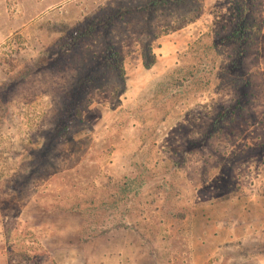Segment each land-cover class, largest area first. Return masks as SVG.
Wrapping results in <instances>:
<instances>
[{
	"label": "rangeland",
	"instance_id": "rangeland-1",
	"mask_svg": "<svg viewBox=\"0 0 264 264\" xmlns=\"http://www.w3.org/2000/svg\"><path fill=\"white\" fill-rule=\"evenodd\" d=\"M140 1L0 0V264H264V0L150 10L102 75Z\"/></svg>",
	"mask_w": 264,
	"mask_h": 264
},
{
	"label": "trees",
	"instance_id": "trees-1",
	"mask_svg": "<svg viewBox=\"0 0 264 264\" xmlns=\"http://www.w3.org/2000/svg\"><path fill=\"white\" fill-rule=\"evenodd\" d=\"M184 1H186V0H147L146 4L143 7H142V4L145 2V0L140 1V2H136V4L141 8L142 13L139 14L138 16H136L137 12L135 15H131V16H127V17L121 16V18L119 20L124 21L125 25H129V27H126L125 30L118 31V29L113 28L114 25H109L111 27V31L106 32V26H108V25H106L104 28V31H105L104 33H102V32L94 33L93 32V35H94V38L96 39V42L100 41L101 43L99 45H95L94 42H92V46L90 45L91 48H87V49H93V51H95V55H100L97 57L98 60H101L102 56L109 55V61L107 62L106 67H103L106 70H104L105 72L102 75H105V73L106 74L111 73L112 75L116 76L117 79L120 81H122L124 79L125 71H124L123 63H122L123 62L122 61L123 56L121 54V46H117L115 44V40L121 36V39H123L124 43H125L128 39H130L133 36L131 34L134 32H135L136 36H138L139 40H141L142 42H145V41L147 42L143 46V65L146 69L151 68L154 65V60H151V61L147 60L148 55L151 54V52H150L151 47H150L148 41L151 39H155L157 36V33H155L153 31V29H152L153 27H151L150 25L144 27L143 29H141V28L136 29L133 25L137 24V22L139 24H143V25L148 24V23H152L151 21L155 20L156 18H155V16L152 15L154 12H149L150 10L154 11V10L160 8V6H163L165 4H170V5L174 6V4L180 3L181 5H183ZM130 7L138 8L137 6H135V7L130 6ZM130 7L124 6V7H122V9L125 12H128V11H130L128 9ZM119 11L121 12V9ZM133 16H136L134 18L135 20L133 19ZM98 21L101 22V24L104 23V25L106 23V19L104 20V18H103V20L97 19V22ZM129 21H132V23H134V24L131 25V22H129ZM248 26H249L248 24H245V27H248ZM90 28L93 29V27L89 26L88 29H90ZM244 31L249 32L248 29H245ZM257 34L260 36L259 33H257ZM94 58L95 57H93L92 59H94ZM101 69H102V67L99 66L93 70L95 72L92 76L93 81H95L97 79V75H96L97 73L96 72L101 73L103 71V70L101 71ZM203 71H205V70H203ZM192 72H194V71L191 70L188 73L189 78L192 76ZM207 73H209V72H207ZM77 81L79 82L80 86L84 83V80L82 78L77 79ZM87 85H89V83L86 84V87H87ZM92 85H93V82L89 87H91ZM246 87L247 86L244 85V88H246ZM75 116L80 117L79 110L75 112ZM64 135H66V133ZM122 191L124 194L126 193L125 189H123ZM93 199L95 200V197ZM93 199L90 200L89 198H84L83 202H81L80 197H77V198H74V197L61 198V197H58L55 199L54 205H53V209H55L56 211H69V212H73V213H78L81 216V218L83 220V223H82L83 235H86L84 237V239H86V240L97 237L98 235L102 234V230H103V227L100 226V230H99V229H97V227H99V226H97V224L94 225L91 222L90 223L87 222V220H91L90 215L92 217H93V215H98L96 213L99 211V208L94 209V210L88 208V204H90V205L94 204ZM98 230L100 232H98Z\"/></svg>",
	"mask_w": 264,
	"mask_h": 264
}]
</instances>
